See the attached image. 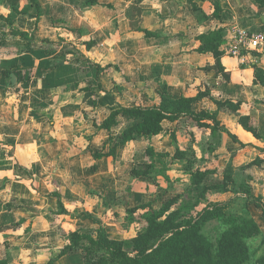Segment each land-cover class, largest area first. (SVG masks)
Returning a JSON list of instances; mask_svg holds the SVG:
<instances>
[{"label":"crops","instance_id":"1","mask_svg":"<svg viewBox=\"0 0 264 264\" xmlns=\"http://www.w3.org/2000/svg\"><path fill=\"white\" fill-rule=\"evenodd\" d=\"M98 1L37 0L38 15L32 0H0V14L7 17L0 18V258L9 257L10 264L51 259L53 264H82L79 256H58L69 243L65 232L98 225L83 212L101 221L109 234L102 219L121 198L115 180L134 165L122 155L138 142L117 148L114 156L96 157L110 149L108 138L116 140L130 121L120 116L111 129L97 125L119 105L145 99L159 104L155 91L161 82L177 90L204 80L212 93L223 94L220 99L239 101L240 116H248L264 136V84L255 81L254 69L264 70V51H251L245 62L223 55V74L213 68L210 52L196 50V37L211 30L224 28L226 40L235 25L264 30V2ZM212 4L220 7V18L212 16ZM144 30L158 35L146 36ZM180 119L172 129L164 121L165 130L152 137L156 150L165 146L160 139L174 135ZM233 129L241 142L264 146L244 125L237 122ZM232 142V149L240 143ZM257 156L264 158V152L246 164L252 193L264 197V164H255ZM55 192L68 213L59 210ZM142 198L136 193L132 202ZM260 214L256 220L264 232Z\"/></svg>","mask_w":264,"mask_h":264},{"label":"trees","instance_id":"2","mask_svg":"<svg viewBox=\"0 0 264 264\" xmlns=\"http://www.w3.org/2000/svg\"><path fill=\"white\" fill-rule=\"evenodd\" d=\"M38 15L41 14V7L37 0ZM264 2L263 0H256ZM98 0H86L87 5H95ZM194 10L200 8L193 4ZM220 7L216 6L212 16L220 18ZM0 18L7 17L0 14ZM146 36H157V32L144 30ZM21 34L25 32L18 31ZM226 31L224 28L202 33L196 37L200 41L196 50L199 52L213 53L216 63L213 68L220 73L226 74L222 63L224 55L221 46L226 42ZM92 44H88L91 46ZM98 73L101 71L100 63H97ZM255 81L264 84V70L255 66ZM100 85V84H99ZM196 97H181L174 99L162 94L161 102L150 106L142 105H119L113 109L109 116L99 125V128L111 129L119 124V117H125L130 121L119 137L114 140L108 138L113 144L109 151L94 153L96 157L103 155L114 156L119 147L126 145L139 137L155 135L165 130L164 121H176L182 117H191L199 124H205L207 120L214 123V128H220L229 133L234 140L241 142L238 136L232 133L229 128L220 125L219 120L213 115H205L192 108ZM231 102V101H230ZM239 103V102H238ZM222 104L221 102L218 103ZM241 103L235 105L239 109ZM242 123L247 130L259 136L256 127L249 123L248 116H241ZM220 126V127H219ZM245 145V143H243ZM148 153L152 151L148 149ZM178 158L183 157L184 151H177ZM176 153V154H177ZM137 174H146L142 169H132ZM211 171L204 170L192 173V184L201 186ZM212 185L202 187L201 196L205 194ZM225 189V188H224ZM245 198L248 202L259 208L264 215V197L252 193L250 187H246ZM58 200L59 210L68 213L61 195L53 193ZM232 200L209 202L196 214L181 217L179 209L171 212L168 209L154 211L148 217V225L132 238H112L105 226L93 217L89 212H83L87 218L98 224L96 234L72 231L69 236V243L64 246L58 257L72 254L74 258L79 256L82 264H264V232L258 221L251 216L232 214L227 211ZM190 209V206L188 207ZM188 214V213H186ZM217 221L223 226L218 233L216 240L212 241L205 233L206 226ZM260 239L256 249L251 245V239ZM134 250V253L130 252ZM261 251V252H260ZM0 264H10V258H0ZM47 264H53L51 259Z\"/></svg>","mask_w":264,"mask_h":264},{"label":"rangeland","instance_id":"3","mask_svg":"<svg viewBox=\"0 0 264 264\" xmlns=\"http://www.w3.org/2000/svg\"><path fill=\"white\" fill-rule=\"evenodd\" d=\"M212 7L215 9V4H212ZM222 47L223 45L221 49ZM211 55L215 58L213 53ZM207 68H210L211 71V67ZM204 71L208 72L209 70L205 69ZM162 94L174 99L202 95V98L196 99L192 103V108L195 111L213 115L219 120L221 127L225 126L230 131L234 130L237 122L243 125L240 108H235V105L240 102H233L229 98L220 99L223 94L212 93L210 84L204 80L198 85L191 83L188 84V87L177 90L170 88L166 82H161L155 91L158 103L161 102ZM219 102L222 104L218 105ZM139 103L138 105L142 106L153 105L148 99ZM166 123L168 127L166 129L169 127L172 129L174 123L170 121H166ZM178 123L180 125L172 132L174 135H171V141L170 139H160L159 144L164 143L165 145L160 150H156L155 140L152 138L154 135L139 137L136 139L137 146L124 150L123 161L128 163L133 160L134 165L129 168V173H127L128 171L120 172L118 178H122L115 180L116 186H119V197L122 199L119 198L118 202L110 205L113 209L110 211L106 209V216L104 220L102 219L103 223L108 226L110 236L117 237L116 239L136 236L148 225V217L152 216L156 210L168 209L171 212L179 209L181 217L190 216L196 214L209 202L229 201L230 199L232 203L227 209L228 212L251 216L254 219L261 215L262 211L246 200L244 191L246 187H250L252 190L251 180L253 179L250 173V164H246V162L254 157L255 153L264 152V146H251L248 143L240 142L236 148L232 149L233 137L220 128H214V123L211 120H207L205 124H199L191 117H183ZM161 133L155 135L159 136ZM258 138L261 143H264V136ZM87 140H91L89 136H86ZM197 141H200L198 142L200 146L196 143ZM107 142L111 143V148L113 142L110 139ZM194 144H197L199 148H194ZM243 148L247 152H242L240 155L238 149ZM148 149L152 151V154L148 153ZM181 150L185 154L178 158L177 151ZM226 162L227 164H225ZM254 162L259 166L263 165L264 158L257 156ZM134 168L142 169L146 174L134 173L132 172ZM197 170L211 171L201 186L192 184V173ZM204 185L208 187L212 185L213 188L201 196L200 193ZM136 193L144 197L137 203L132 202V196ZM126 196L129 197L127 202L125 201ZM100 204H102L101 201ZM189 206L190 209H188ZM262 224L264 225V223ZM97 228L98 225L85 227V229L82 227V231H77L96 234ZM222 228L223 226L219 222L213 221L206 226L205 233L212 241H215ZM71 232H65L64 235L69 237ZM250 241L254 249L260 244L259 238ZM130 252L134 253V250L130 249Z\"/></svg>","mask_w":264,"mask_h":264},{"label":"built area","instance_id":"4","mask_svg":"<svg viewBox=\"0 0 264 264\" xmlns=\"http://www.w3.org/2000/svg\"><path fill=\"white\" fill-rule=\"evenodd\" d=\"M224 54L246 61V56L251 51H264V30H252L232 26L230 37L222 47Z\"/></svg>","mask_w":264,"mask_h":264}]
</instances>
